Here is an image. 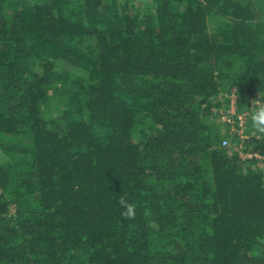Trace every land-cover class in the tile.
<instances>
[{"label": "trees", "instance_id": "16d2710c", "mask_svg": "<svg viewBox=\"0 0 264 264\" xmlns=\"http://www.w3.org/2000/svg\"><path fill=\"white\" fill-rule=\"evenodd\" d=\"M259 97L264 0H0V264H264Z\"/></svg>", "mask_w": 264, "mask_h": 264}, {"label": "clouds", "instance_id": "9594fccd", "mask_svg": "<svg viewBox=\"0 0 264 264\" xmlns=\"http://www.w3.org/2000/svg\"><path fill=\"white\" fill-rule=\"evenodd\" d=\"M251 104L252 111L250 113V120L252 127L259 133L264 134V97H259ZM122 211L121 215L125 219H131L135 216V206L129 203L124 197L118 201Z\"/></svg>", "mask_w": 264, "mask_h": 264}, {"label": "rangeland", "instance_id": "374dc122", "mask_svg": "<svg viewBox=\"0 0 264 264\" xmlns=\"http://www.w3.org/2000/svg\"><path fill=\"white\" fill-rule=\"evenodd\" d=\"M231 98H232V100H231V102H230V104H229V106H228V108L227 109H220L219 110V112H218V115H217V118H216V120L218 121V122H220V123H224V122H228L229 123V125H230V128L232 129V130H234V129H236L235 128V120H234V118H233V115H235L236 114V116L239 118V117H241L242 118V122H243V124H242V126L240 127V129L237 131L239 134H240V136L243 138L245 135H244V133H245V123H246V118H247V114H248V112H247V110L246 111H241V112H236V110H235V105H234V96H233V94L231 95ZM255 99H252V101H253V103H255V101H254ZM239 125V124H238ZM253 131V130H252ZM243 135V136H242ZM225 145L226 146H230V145H235V144H233V140H232V138H231V136L230 137H228V138H226V141H225ZM236 148V145L234 146V149ZM240 155L243 157V158H245L246 157V154H244L243 152H241L240 153Z\"/></svg>", "mask_w": 264, "mask_h": 264}, {"label": "built area", "instance_id": "2783aa9c", "mask_svg": "<svg viewBox=\"0 0 264 264\" xmlns=\"http://www.w3.org/2000/svg\"><path fill=\"white\" fill-rule=\"evenodd\" d=\"M238 119H239V126L241 127L242 124H243V122H242V118L239 117ZM242 136H243V135H242ZM244 137H245V136H244ZM224 144H225V141H224ZM252 155H254V156H256V157H260V156H258L257 154H246V157H251Z\"/></svg>", "mask_w": 264, "mask_h": 264}]
</instances>
